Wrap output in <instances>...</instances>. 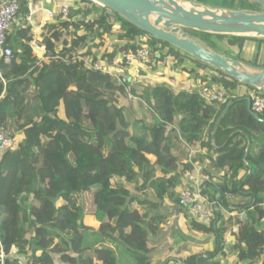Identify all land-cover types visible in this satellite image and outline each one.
Listing matches in <instances>:
<instances>
[{
	"label": "trees",
	"instance_id": "obj_1",
	"mask_svg": "<svg viewBox=\"0 0 264 264\" xmlns=\"http://www.w3.org/2000/svg\"><path fill=\"white\" fill-rule=\"evenodd\" d=\"M51 2L56 5L58 0ZM37 4L42 8L49 5L45 0ZM29 13L30 3L23 0L20 14L24 25L8 37L13 60L0 63V126L12 137L24 136L0 161V238L8 255L13 246L20 249L17 255L8 256L5 264H56L55 255H62L65 264H120V257L133 264H151L150 237L163 234L167 219L164 214L143 212L146 203L132 195L130 187L140 191L142 179L150 182L159 199L174 198L183 174L191 169L183 162V152L171 144L173 133H168V124L176 121L189 144L201 142L216 151L217 168L232 172L231 180L218 188L221 204L226 208L231 205V212L238 213L228 221L238 228L231 253L237 264L260 263L264 257V113L256 120L247 111V99L238 96L232 98L229 108L216 110L215 105H205L198 93H176L166 85L136 83L128 85L131 94L142 106L147 103L153 122L143 124L141 134H132V116L118 104L117 91L124 92L125 86L117 89L115 79L89 68L78 58L87 53L74 55L75 47H84L93 37L113 31L119 41L127 43L123 51L150 46L155 61L177 58L181 52L119 16L113 18L99 4L75 0L69 19L50 23L46 18L41 23V44L48 49L51 43L62 46L40 60L30 46ZM191 34L204 37L206 41L200 38L204 46L214 51L213 40L227 39L239 52L238 58L247 41L262 42ZM97 48L103 50L105 44ZM113 57L107 54L108 59ZM194 61L201 69L214 70ZM214 72V84L234 96L241 84ZM205 130L207 141L202 140ZM58 202H62L60 207ZM86 216L99 226H87ZM224 220L216 213L207 227L192 222L194 229L215 236L217 249L184 264H222L216 257L228 229ZM90 234L95 236L93 246L86 244ZM98 243L115 244V249ZM26 248L31 249V255Z\"/></svg>",
	"mask_w": 264,
	"mask_h": 264
},
{
	"label": "crops",
	"instance_id": "obj_2",
	"mask_svg": "<svg viewBox=\"0 0 264 264\" xmlns=\"http://www.w3.org/2000/svg\"><path fill=\"white\" fill-rule=\"evenodd\" d=\"M37 1L38 0H34L33 4L30 5V13L28 15V20H27L28 23H29V27H31V32L33 34L32 35L33 38H32V41L30 43V46H31L32 50L35 52V54L39 56L40 60H45V59H47L50 56L51 53L47 52V50H48L47 46L41 44L42 41H43V37H42L43 25L41 23L46 18H48L50 20L49 21L50 23H54V20H52V19H50L48 17L47 12L51 11V10H56L66 0H58V2H57L58 5L56 4L57 6L54 5V3L51 4L52 3L51 0H45L46 3H48L49 5L48 6H44L43 8H42V6H37L38 5ZM246 5L249 6V8H250V6L254 5V4H252V3H250L249 1H246V0H223V4L222 5L218 4V5L213 6V7L215 9L224 8V9H231V10H242V9H245L244 6H246ZM243 11H250V10H243ZM24 22H25V19L23 18L22 15H20L19 21L14 26V29L11 32V34L16 31V28H18L19 26L24 25ZM193 38L198 39V37H193ZM37 40H40V42L39 43L35 42ZM258 40H261L262 42H260V41H247L245 46H244L243 52L240 55V59H241L240 61L241 62L244 61L243 63L245 65H246V63H254L253 66H250V65L249 66L247 65V66L252 68V69H255V70L264 69V39H258ZM214 41L216 42V46H217L216 52H218L220 54H223V55H226V56L231 57V58H232V55H236V57H238V53L239 52L237 51L236 47L230 45L227 39H225L224 41L213 40V42ZM33 43H36L37 45H39V48L35 49L32 46ZM204 47H206V46H204ZM206 48H208V47H206ZM180 54L181 55L179 57H177V58L176 57L175 58H170L171 61L169 59V62H171V66L168 68V70L166 72H163V70H162V68H163L162 62L163 61H159V60L154 62L153 67H150V66L143 67L141 73L138 76H134L133 84L135 85L136 83H139V82L141 83V78L144 75L146 78L148 77V79H146L145 82L149 83L148 81H151V80L154 82L153 84H151V86L152 85L153 86L166 85L167 87L171 88L172 91H174L176 93L186 92V93H198L199 94L200 88H201V86L203 84H207V85H209L211 87H219L218 85H215L214 82L212 81L217 76V74L214 72V70L201 69L200 67H198L196 65V63H195L193 58L185 55L184 53H180ZM92 57H95V56H92ZM157 58H158V56H157ZM158 59H160V58H158ZM236 59H238V58H236ZM166 64H168V63H166ZM175 64L182 65L185 68H188L189 66H191L192 69L188 70V73H185L184 72L185 69L182 70L183 68L182 69L181 68H177V67L174 66ZM148 68L150 69L151 73H153V75L148 74L149 76H147L146 72H148ZM193 70L198 72V73H196V72H194V73L203 76V77H201L202 78V80H201L202 82L201 83H199V80L196 82L194 79L190 78V77H192L190 74L193 72ZM179 72H182V77L180 79H177L175 77L177 75H175V74L179 73ZM198 78H199V76H198ZM195 82L198 85L196 87H199V91L197 89H193L195 87L193 85V84H195ZM254 92H255V90L248 89V88H246L245 85L241 84L234 91V97L238 96L239 98H242V99L243 98L248 99V98H250V96ZM231 100L232 99H230L226 104H217V105H215L213 107L216 110H219L221 107L227 105L228 106L227 108H229L233 104L231 102ZM247 111L249 112V110H248V101H247ZM181 119H182V117L180 116L178 121H181ZM149 122L152 123L153 119L151 118V121H149ZM168 127H171L168 130V133L169 134L171 132L173 133V136L171 137L172 146L174 148H176V149H179V151L183 152V162L185 164H188L190 166V168H191L190 170H187V171H192L195 168L202 169V171L205 174L209 175L210 180H211V182H209V183L207 182L205 184V186L208 187L210 184L212 185V183H214V179L209 174V172L206 170L207 169L206 166L207 165L209 166V164H207V157L206 156H208V155H210L212 153L214 155L213 156V158H214L213 161L214 162H213V165L210 166V168H211L210 170H212L214 173L218 172V173L223 174V178L222 179H218L216 181V183H214V185L217 186V187L213 186L214 189H218L225 180H231L232 172H230L227 168H225V169L217 168V166L215 164V159L218 158L219 154L216 151L210 150L208 147L204 146L201 142L195 143V144H189L185 140V138L182 136V134L180 135L178 133V131L180 132V128H179V123L177 121L172 123V124H168ZM215 134L216 133H215V130H214L211 133V140H212L213 145L215 144ZM174 139H177V140L180 139V141L182 142V146L181 147L176 146L174 144L175 143ZM202 140L203 141H207V130H205L204 133L202 134ZM223 141L224 140L221 139V142H223ZM258 151H259V148L256 149V152H258ZM149 158L152 159L153 161H155L154 157L150 156ZM185 173L183 174V177H182V180H181V184L178 186V189L180 188L179 189L180 191H182L186 187V184H185ZM214 173H213V175H215ZM159 174H158V177L161 175V174L160 175ZM226 174H227V177H226ZM113 183L116 184L114 181H113ZM117 183H119V182H117ZM228 198H232V196L228 197ZM230 209L233 210V207L231 205H229V208H226L220 203L219 210H218L219 214L222 211H226V213L228 214L226 219H225V217H222V219H225L224 220L225 226L228 229H227L225 235L222 237V239L220 241V245H221L222 249L217 254V257H216V260L220 261L222 264H224V263L237 264L236 259L233 258V255L231 253V247L235 244L236 233H238V228L235 225L232 226L233 222L229 223L228 221H229L230 217L234 218V217L237 216L238 213L237 212H231ZM186 210L190 214L189 209H186ZM164 215L166 216V219L168 220L169 216L167 214H164ZM242 217L246 218L245 213L242 214ZM89 219L92 221V225H96L97 227L99 226V223H97L92 217H89ZM177 221H178V218L176 219V222ZM179 222H182L181 223V228H184L183 230H187L189 232L190 237H192V239H187L186 243L187 244L188 243H192L195 246V250H194L193 253H190V251H189L190 254H189V257H187L188 259H190V258H192L194 256L204 255L206 253H212V252L216 251V249H217V241H216V238H215L214 235L205 234L204 232H200L198 230L195 233L192 232L190 230V226L188 227V225H185V220L183 218H180ZM191 222H193V221H191ZM167 225H168V221H167V223L165 225V230H164L163 234H161L160 236H164V235L168 234L169 227ZM209 225H204V226L207 227ZM261 225H262V229H264V221L262 222ZM177 228H179V226ZM201 235H203V236L200 237ZM211 246L212 247L214 246L215 251L206 249V248H209ZM149 248H150V246H149ZM200 249H202V250L200 251ZM27 250L28 249L26 248L25 251H27ZM185 250H187V249H185ZM27 253H28V251H27ZM188 259H184L182 262H180V264H184L185 261H187ZM23 261H25V260L23 259ZM263 261H264V257L262 258L261 262H263ZM261 262L258 263V264H261ZM244 264H249V263L246 262Z\"/></svg>",
	"mask_w": 264,
	"mask_h": 264
},
{
	"label": "water",
	"instance_id": "obj_3",
	"mask_svg": "<svg viewBox=\"0 0 264 264\" xmlns=\"http://www.w3.org/2000/svg\"><path fill=\"white\" fill-rule=\"evenodd\" d=\"M90 1L177 51L264 94V69H252L237 59L206 48L201 39H195L188 33L264 39V0H246L259 6L260 12L210 9L194 2H190L191 7L186 9L177 0ZM157 56L161 57L160 54ZM247 101L250 114L261 120L251 109V99Z\"/></svg>",
	"mask_w": 264,
	"mask_h": 264
},
{
	"label": "built area",
	"instance_id": "obj_4",
	"mask_svg": "<svg viewBox=\"0 0 264 264\" xmlns=\"http://www.w3.org/2000/svg\"><path fill=\"white\" fill-rule=\"evenodd\" d=\"M22 1L0 0V63L10 64L13 60L14 51L8 42V37L19 21ZM27 1L30 5L34 2V0ZM71 7L72 5L65 1L56 10L48 11L47 15L52 20L60 18L66 21L69 19ZM106 10L109 14H112L111 11ZM32 46L35 49L39 48V45L36 43H33ZM126 46V42L119 41L116 38L112 43H106L102 54L95 57L89 56L88 58L86 56L83 58L78 56V58L83 59L85 64L94 71L115 79L117 85L127 87V85L133 84L134 76H138L143 67L155 62V58L150 46H145L136 51L130 49L123 51L122 49ZM107 54H113V59H108ZM169 59L170 57H164L163 63H168ZM258 91L255 90L250 99L252 111L259 116L264 113V94L260 90ZM199 96L205 105L226 104L234 97L226 89L211 87L207 84L201 86ZM13 146V137L0 126V161L6 153L12 150ZM207 182H211L210 177L202 169L195 168L192 171H187L185 173L186 187L181 191L179 199V206L183 209H189L192 221L201 225L212 223L220 205V201L218 203L206 197L205 192L208 190V187L205 184ZM227 197H231V195L227 194ZM19 251V248L13 246L8 255L0 238L1 264H5L8 256L17 255Z\"/></svg>",
	"mask_w": 264,
	"mask_h": 264
},
{
	"label": "rangeland",
	"instance_id": "obj_5",
	"mask_svg": "<svg viewBox=\"0 0 264 264\" xmlns=\"http://www.w3.org/2000/svg\"><path fill=\"white\" fill-rule=\"evenodd\" d=\"M68 3H70L71 5L74 4L75 0H66ZM180 3H183L184 7L186 9H189L191 7L190 2H194L200 6H204V7H208L210 9H215L213 6L216 5H222L223 4V0H177ZM189 3V4H188ZM81 4L85 5V1L81 2ZM190 5V6H189ZM245 9L242 10H250V11H255V12H260L262 11V9L259 6L256 5H251L250 8L249 6H244ZM112 17H117L116 14H111ZM189 35L191 37H193V34H191V31L188 32ZM116 35L113 34V31L110 32V34L107 35H102V36H95L92 38L91 42H89V44H86V42H84V47H75L73 53L81 55L84 53H87V55H85L87 58L90 56H97L100 55L104 52V49L100 51V49H98L97 45H100L102 43H112L114 40H116ZM200 38L204 39L206 41V39L202 36H200ZM214 39V38H213ZM212 39V40H213ZM84 38H80V41L83 42ZM208 40V39H207ZM209 41V40H208ZM37 43L40 42V40L35 41ZM215 42V41H214ZM205 44L207 42H204ZM216 43V42H215ZM62 46V44L60 43L59 45L53 44L51 43V45H49V49L47 50L48 53H55L57 51V49H59ZM160 48V47H159ZM64 53V52H63ZM70 53V52H67ZM67 53H65L64 55H68ZM63 55V54H62ZM232 57H234V59H236V55H232ZM231 58V57H230ZM238 58V57H237ZM237 60H241L240 58H238ZM171 61V59H170ZM244 62V61H243ZM242 62V63H243ZM163 64V72H166L168 70V68L171 66V62L168 61V64ZM177 68H183L182 70L185 69V73H188V70H191L192 67L189 66L188 68H185L182 65H178L175 64L174 65ZM161 70V71H162ZM191 72V71H190ZM196 72L195 70H193V72L190 74L192 77H190L191 79H194L196 82L199 80V83H201L203 76L194 73ZM147 76H149L148 74L153 75V73H151L150 69L148 68V72ZM175 76L177 79H180L182 77V72L176 73ZM199 76V78H198ZM197 77V78H196ZM146 79H148V77L146 78L144 75L141 78V83H143L145 85V87H150L151 84H153L154 82L148 81L149 83L145 82ZM195 82V84H193L195 87L193 89H197L199 91V87L197 83ZM132 83V82H131ZM140 83V82H139ZM147 83V84H146ZM169 83V82H168ZM150 85V86H149ZM168 85V84H167ZM171 85V84H170ZM119 89V87H123L121 85H116ZM153 86V85H152ZM142 87V86H139ZM139 93L142 94L141 88H138ZM117 95L119 98L118 104L119 106H123L125 107L127 113H130V115L132 116V126H131V132L136 135L141 134V125H145V124H149L151 121V112L150 109L147 105L146 102H143V106L139 103V101L137 100V98H134L131 94V91L129 89V86L127 85V87H125L124 92L123 91H117ZM142 110L144 111V114H142ZM171 127H168V130ZM178 133L181 135V133L178 131ZM173 136V134H172ZM171 136V137H172ZM12 137V136H11ZM23 134H17L16 137H13L14 139V150L17 147L18 142L23 139ZM175 141V145L178 147L182 146V142L180 141V139H174ZM213 154L211 153L210 155L206 156L207 157V164H209V166H206V170L209 172V174L212 176V178L214 179V183H216V181L218 179H222L223 178V174L218 173V172H213L212 170H210V166L213 165ZM211 157V158H210ZM209 160V161H208ZM213 173L215 175H213ZM159 174V173H158ZM157 174V176H158ZM160 175V174H159ZM115 183H117L114 180ZM214 183H212V185L210 184L208 186V190L205 192V195L207 198L217 201L219 203L220 201V194L218 193V189H214V187H217L216 185H214ZM117 185V184H116ZM214 186V187H213ZM140 187L141 190L137 191V189L130 187V191L132 193V195L138 197V199L142 202H145L146 205L143 207V212H145V210L149 213V214H167L169 217L168 221V227H169V232L167 235L164 236H151L150 240H149V246H150V253H149V260L151 262V264H180V262H182L184 259H188L187 257H189L190 253H193L195 250V246L192 243H186L187 239H192V237H190L189 232L187 230H183L184 228H181V223L179 222L180 218H183L185 220V225H188V227L190 226V230L192 232H197V230H195L192 227V220H191V215L189 214V212L186 209H183L179 206L178 203V199H180L181 196V191L178 189L177 193L175 194L174 198H170V197H166V199L161 200L159 199L155 192L154 189L151 187L150 182H144L142 179H140ZM220 203H222L220 201ZM62 202H58L57 206H61ZM135 207H137L138 209L142 210L141 206L138 205H134ZM227 210V209H226ZM228 216V214L226 213V211H222L220 213V217H226ZM178 218V221L176 222V219ZM216 219V214L214 217V220ZM213 220V221H214ZM212 221V222H213ZM177 223V224H176ZM184 223V222H183ZM85 224L89 227H96V225H92V221L89 219V216L85 217ZM92 225V226H91ZM179 228H177L178 226ZM184 225V226H185ZM32 232L29 235V239L32 238ZM91 236L88 237L87 240V245H91L93 246L94 243L96 244L95 240V236L93 234H90ZM203 235H201L200 237H202ZM97 246H106L112 249H115V244H111V243H106V244H101L98 243ZM187 249V250H185ZM207 250H212L215 251L214 246L206 248ZM202 249H200L201 251ZM28 251V255H31V249L27 250ZM190 251V253H189ZM188 254V255H187ZM119 256V255H118ZM191 257V256H190ZM24 259V258H23ZM53 259L55 261L56 264H65V262L62 260V255H55L53 256ZM120 264H133V262H131L130 260H127L126 258H121L120 257ZM123 261V262H122ZM25 261H22V263H24ZM227 264V263H224Z\"/></svg>",
	"mask_w": 264,
	"mask_h": 264
},
{
	"label": "bare ground",
	"instance_id": "obj_6",
	"mask_svg": "<svg viewBox=\"0 0 264 264\" xmlns=\"http://www.w3.org/2000/svg\"><path fill=\"white\" fill-rule=\"evenodd\" d=\"M189 4V3H188ZM190 6V5H189Z\"/></svg>",
	"mask_w": 264,
	"mask_h": 264
}]
</instances>
